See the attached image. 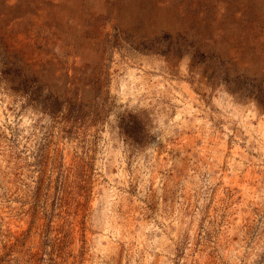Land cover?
Instances as JSON below:
<instances>
[{
	"label": "rangeland",
	"instance_id": "1",
	"mask_svg": "<svg viewBox=\"0 0 264 264\" xmlns=\"http://www.w3.org/2000/svg\"><path fill=\"white\" fill-rule=\"evenodd\" d=\"M0 264H264V0H0Z\"/></svg>",
	"mask_w": 264,
	"mask_h": 264
}]
</instances>
